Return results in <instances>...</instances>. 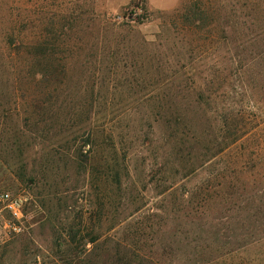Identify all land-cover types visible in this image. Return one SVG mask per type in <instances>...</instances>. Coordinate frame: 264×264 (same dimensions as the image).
Returning a JSON list of instances; mask_svg holds the SVG:
<instances>
[{"label": "rangeland", "instance_id": "obj_1", "mask_svg": "<svg viewBox=\"0 0 264 264\" xmlns=\"http://www.w3.org/2000/svg\"><path fill=\"white\" fill-rule=\"evenodd\" d=\"M0 192V264H264V0H0Z\"/></svg>", "mask_w": 264, "mask_h": 264}, {"label": "built area", "instance_id": "obj_2", "mask_svg": "<svg viewBox=\"0 0 264 264\" xmlns=\"http://www.w3.org/2000/svg\"><path fill=\"white\" fill-rule=\"evenodd\" d=\"M26 202L23 195L0 192V243L25 231Z\"/></svg>", "mask_w": 264, "mask_h": 264}, {"label": "trees", "instance_id": "obj_3", "mask_svg": "<svg viewBox=\"0 0 264 264\" xmlns=\"http://www.w3.org/2000/svg\"><path fill=\"white\" fill-rule=\"evenodd\" d=\"M16 6H17V2L16 1H12L11 2V5H10V10L11 11H14V10H17L16 9ZM43 65V63H38L37 64V66L36 67H38L37 69L39 70V71H42L43 70V67H41ZM40 67V68H39Z\"/></svg>", "mask_w": 264, "mask_h": 264}]
</instances>
